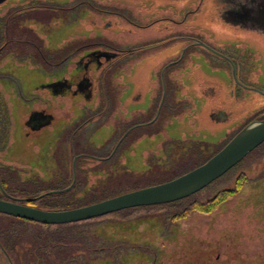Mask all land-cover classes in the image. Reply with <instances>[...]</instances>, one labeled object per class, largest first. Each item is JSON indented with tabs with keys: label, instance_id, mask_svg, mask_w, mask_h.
Here are the masks:
<instances>
[{
	"label": "flooded vegetation",
	"instance_id": "flooded-vegetation-1",
	"mask_svg": "<svg viewBox=\"0 0 264 264\" xmlns=\"http://www.w3.org/2000/svg\"><path fill=\"white\" fill-rule=\"evenodd\" d=\"M180 1L130 0L126 2L130 5L128 7L112 0H76L62 10L70 13L87 7L94 12L92 14L106 17L109 21L103 24L97 36L98 22L92 20L95 32L90 30L91 35L82 45H69L62 58L61 54L54 55L52 52L48 22L46 18L44 22L37 18L36 0H6L0 3V199L9 202L25 199L17 189L21 184L54 185L50 186L52 189L49 192L63 190L59 188L62 185L97 184L103 178L94 179L89 175L102 174L105 179H110L113 177L111 169L115 166L123 169L127 177L124 154L141 140L162 136L166 122L187 110L188 107L184 109L182 104L189 102L180 99L181 81L184 71L191 69L199 57L210 58L216 67L233 69L236 90L232 96L237 101L241 99L238 89L264 98V79L253 84L250 80L255 69L264 72V0H208L212 18H219L225 31L222 39L211 41L191 25L206 0H199L197 5H189L183 10L176 7ZM7 4V11H2ZM38 22L44 23L46 29L43 38L36 31ZM113 23L118 32H121L122 23L129 25L126 33L137 40L127 41L119 34L107 36L105 33L109 30L104 29H112ZM181 43L184 44L182 48L179 47ZM162 54L167 56L165 60L161 59ZM9 57L11 64L7 63ZM145 59L154 62L152 68L155 66V70H151L155 71V75L153 79L145 80L154 91L149 106L134 112L135 99L130 93L134 68ZM22 67L31 72L41 71L46 76L45 82L39 85L22 83L16 72ZM54 67L65 69L62 76L55 80L52 78ZM137 78L135 82L140 80ZM67 95L71 99L80 96L79 117L73 118L67 109L54 106V99H66ZM58 108L64 111L55 113ZM212 118L228 121L230 114L219 109ZM256 120H264V108L239 123L229 135L234 137ZM55 124L62 125L55 134L57 144L54 147L50 142L45 144L41 156L42 160L48 157L53 162L51 166L44 160L43 168L39 163V167L33 170L11 151L18 126L25 139L34 144L33 150L39 152L35 141H48L45 133ZM101 127L110 129V133L98 143L99 136L95 133ZM224 142L215 146V150ZM193 144L164 138L161 144L154 146L156 152L162 153V159L159 157L162 163H152L154 171L150 170L146 175H160L163 171L160 168L176 165L172 160L176 154L178 160L175 167L190 158L203 159L209 150ZM149 160L154 161L151 157ZM24 170H29L30 175L21 176L20 172ZM6 243L9 245L11 241L0 239V258L7 253L2 247ZM122 245L101 246L98 250L110 257L112 255L114 261L116 258L113 255L124 249H140V253L151 257V260L155 256L151 247ZM12 248L20 258L19 243L14 242ZM48 248L51 251V246ZM60 253L59 257V251L55 250L47 264H68L66 249L62 248ZM145 263L149 262L141 260L137 264ZM78 264H83V261Z\"/></svg>",
	"mask_w": 264,
	"mask_h": 264
},
{
	"label": "rangeland",
	"instance_id": "rangeland-1",
	"mask_svg": "<svg viewBox=\"0 0 264 264\" xmlns=\"http://www.w3.org/2000/svg\"><path fill=\"white\" fill-rule=\"evenodd\" d=\"M74 1L76 0H36V16L38 19H42L43 22L44 18L47 19L51 49L54 55L61 54L60 58L63 57L62 54H65L69 45H82L84 40H87L88 36L91 35L90 30L95 32L92 20L96 19L98 22L97 36L103 29V24L109 21L106 17L92 14L94 12L87 7L78 8L70 13L62 10L63 7L72 5ZM207 1L203 3L201 13L194 17L191 25L198 28L196 30L199 33L206 34V39L209 41L222 39L225 35L224 28L221 25L222 22L219 18L216 20L212 18V14L208 9L210 5ZM112 2L130 7L129 3H126L130 0H112ZM198 3L199 0H181L176 7L183 10L189 5H197ZM8 6L9 4L3 6L2 11H7ZM127 10L129 9L127 8ZM125 29H129V25L122 23L121 32H118L116 31L117 26L113 23L112 29L107 28L104 31L109 30L105 33L107 36L119 34L122 39L127 41L137 40V38L131 37L130 33H126ZM36 31L43 38L46 31L44 23L38 22ZM183 45L181 43L179 47L182 48ZM162 55L161 59L165 60L167 56ZM10 58H7L8 64H11ZM197 61L191 69L187 68L184 71V77L181 81L180 99L190 103L182 104V108L188 107L187 110L181 112L180 116L166 122L162 136L141 140L134 144L130 152L124 154L123 160L126 161L128 170L127 177L122 175L119 179H116L124 170L119 166H115L111 169L113 176L110 178V180L112 179L111 182L87 185L88 188L93 187L91 190L94 189V194L90 198L100 200L114 194L145 188L155 183L158 177L156 175L147 176L146 174L152 170V163H162L159 162V157L162 159V153L156 152L154 146L161 144L164 138L178 142L190 141L194 143L193 145H199L213 151L216 148L215 146L220 145L227 137H231L229 132L234 127L250 118L251 115H256L263 110L264 98L253 93L238 89L241 99L237 101L236 98H233L232 92L236 90L233 69L216 67L212 64L210 58L199 57ZM153 63L152 60L145 59L134 68L132 90L130 92L133 99H135V102L133 101L134 112L137 109H146L151 103L154 88H151V85H146L145 80L153 79L155 75V71L151 70H155V66L152 68ZM64 71L63 68L54 67L52 78L54 80L60 78ZM16 72L19 73L20 80H23L22 83L30 82L33 85H39L45 82L46 76L39 70L31 72L29 69L22 67ZM236 75H238L237 72ZM136 77H138L137 79L140 78L139 83L135 82ZM263 79L264 72L258 69H255L250 77L251 84ZM61 97L64 98V95H61ZM78 97L80 98V96H77L72 97L76 99H71L67 95L65 96L66 99H54V106L67 109L69 114H73L71 116L73 118L79 117L81 109ZM70 108L72 110L69 111ZM219 109L230 114L228 121H219V118L213 120V113ZM60 111L63 112L64 110L58 108L55 113L61 114ZM17 128L18 130L14 134V147L11 151L16 153L19 159L25 161L28 167L33 170L39 167V163H42L40 167L43 168L44 160L51 166L53 162L48 157L42 160L41 156L44 153L45 144L47 145L50 142L53 147L57 144L55 134L62 128V125L55 124L51 130L46 131L48 141H35L39 146V152L33 150L34 144L25 139L19 126ZM109 133L110 129L108 128H98L95 133L99 136L98 143H101ZM40 146L42 149H40ZM151 153L153 154L151 155ZM176 155L172 160L174 159V164L177 165L178 158ZM148 156L154 161L149 160ZM155 157H157V161ZM200 159L190 158V160L177 167H175L176 165H166L160 168L163 171L158 176L165 177V175L161 176L165 170H174L175 174L196 167L199 162L206 159V156ZM181 160H183V156ZM24 171L20 172L21 176L30 175L29 170ZM89 177L105 180V176L102 174H90ZM239 177H242L241 180H243L242 188L233 198L221 204L210 215L192 213L178 222L170 220L172 215L185 207V204L182 203L163 214L160 217L161 222L157 218H143L125 224L108 221L101 226H97V235L99 236L97 238L89 233L95 229L92 224L77 230H71L68 234H64L66 237L62 234V237H59L62 240L60 243L64 244L63 248H67L66 251H69L70 258L74 256V260L80 259L84 262L87 258L97 256L93 247L90 248L91 250L85 251L86 248L84 247L89 245L86 242L100 243V238H102L104 244L103 242L100 244L104 246L112 247L120 244H127L132 247L148 246L155 251V256L151 260V257L140 253V249H132L133 251H125L124 249L113 255L116 258L114 264H137L141 260L149 262L145 264H152V261L154 264H264V145L232 169L225 177L199 192L192 201L205 203L223 190L236 189V182ZM50 186L21 184L17 186V189L22 193L20 194L21 197L29 198L30 193L48 190ZM63 186L67 185L61 187ZM51 187L55 186L52 185ZM10 222L12 220L8 219L6 225ZM78 230L81 233L85 232V234L76 236ZM82 249L85 251L86 257L76 254V251ZM101 256L106 257L103 253ZM0 264H7V258L1 257ZM89 264H112V262L110 258L106 257L91 261Z\"/></svg>",
	"mask_w": 264,
	"mask_h": 264
},
{
	"label": "trees",
	"instance_id": "trees-1",
	"mask_svg": "<svg viewBox=\"0 0 264 264\" xmlns=\"http://www.w3.org/2000/svg\"><path fill=\"white\" fill-rule=\"evenodd\" d=\"M232 138H233V136L228 138L219 149L213 150V151H207L205 154L206 159L203 162L208 161L213 155H215L219 150H221ZM203 162H199L196 167L194 166V167H191L189 169H186L182 172L175 173V174H174V172H175L174 170H165L164 173L161 175V176L165 175V177H160L156 174V176L158 177L156 182L147 186V187H151L152 185L153 186L159 185V184L174 180V179L184 175L185 173H187V171L189 172V171L199 167L200 165L203 164ZM152 171H154V170H152ZM122 175H124V174L122 173L121 175L117 176L116 179H119ZM153 175H155V174L151 173L150 176H153ZM225 176H223V177H225ZM241 178L242 177H239V179L236 182V189L223 190L220 193H218L213 199H210L205 203L192 201L194 196H196L198 194L197 193V194H195L189 198H186V199L178 201V202H174V203H170V204H164V205L139 207V208L129 209V210L114 213V214H111V215H108V216H105L102 218H97V219H93V220H90L87 222H81V223H76V224H68V225H60V226L42 225V224L27 221V220H23V219H18V218H13V217L10 218V217H7L5 215L0 214V239H1V241L3 240L5 242L11 241V243L9 245H7V243L4 245L2 244L3 249L7 251L6 255H4V257L7 258V264H47L49 256L51 254L54 255L55 250L56 251L58 250L59 254H60L59 257L61 256L60 252H61V249L63 248L64 244L60 243V242H62V240L59 237H62V234L64 236V234H66V233L68 234V232H70L71 230H74V229L77 230V229H80L81 227L93 224L95 226V229L92 230V232L90 231L89 233H92L91 235L94 238H97V237H99L97 235V229H98L97 226L103 225L104 222L111 221V222H115V223L125 224L127 222H131V221L143 219V218H157L160 221V217L163 214L167 213L168 210L174 209L177 205H180L182 203L185 204V207L183 209L179 210L178 213L172 215L170 220H172L174 222L175 221L178 222L180 220H184L186 217H188L192 213L210 215L213 212H215L221 204L230 200L231 198H233L237 194V192L242 188V185H243L242 184L243 180H241ZM111 180L105 179V180H102L100 183H97V184H104V183H107L108 181L111 182ZM68 187H69L68 185L63 186V187L59 186L60 189H65ZM147 187H145V188H147ZM91 188H93V187L88 188L86 184H77V185L73 186L71 188V190L66 192V193L48 195V196H45V197H43V198H41L35 202H32L28 205H30L31 207H35V208H39V209H43V210H53V211L69 210V209H76V208L88 206V205H91L94 203H98V202L116 197V196L124 194V193H128V192L118 193V194L112 195L111 197L99 200V199L90 198L94 194V189L91 190ZM51 189L52 188L50 187L48 190H44V191H40V192H32L29 194L28 197L29 198L38 197V196L44 194L45 192H49ZM138 189H143V188H137V189H134L132 191H135ZM129 192H131V191H129ZM8 219L12 220V222H10V224L6 225V223L8 222ZM81 234H85V232L81 233L80 230H78V232H76V236H80ZM70 235H72V234L70 233ZM64 237H66V235ZM100 240L104 244V240L102 238H100ZM14 242H15V244L19 243V246H20V252L19 253H21L19 255L20 258L17 257V255L15 253L16 250L14 251V249L12 248V245L14 244ZM100 243L94 242V241L93 242H91V241L86 242V244H89V245L84 247V248H86L85 251H87L91 247H93L94 252L97 256H95V258H87L85 260V262L83 261V264H89L91 261H96L98 259H102V258H106V257L110 258L112 264H114V260H113L112 256L110 257L109 255H106L105 253L100 252L98 250L101 246L102 247H109V246H104V245H101ZM97 244H99L100 246H96ZM48 246H51V251L48 250L49 249ZM65 249H67V248H63V250H65ZM85 251L83 249L78 250V251H76V254H78V256L86 257ZM102 253L105 254L106 257H102L101 256ZM72 254H73V252L71 253V256H72ZM99 256H101V257H99ZM73 257L74 256H72V258H70L69 251H67L68 264H78L79 262H81L80 259L74 260Z\"/></svg>",
	"mask_w": 264,
	"mask_h": 264
},
{
	"label": "water",
	"instance_id": "water-1",
	"mask_svg": "<svg viewBox=\"0 0 264 264\" xmlns=\"http://www.w3.org/2000/svg\"><path fill=\"white\" fill-rule=\"evenodd\" d=\"M6 0H0V3ZM264 144V120H256L240 130L219 152L201 166L166 183L138 189L88 206L69 210H43L32 203L45 196L68 192L73 186L44 193L35 198L0 199V214L30 222L60 226L87 222L121 211L170 204L189 198L225 176Z\"/></svg>",
	"mask_w": 264,
	"mask_h": 264
}]
</instances>
